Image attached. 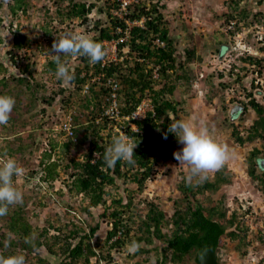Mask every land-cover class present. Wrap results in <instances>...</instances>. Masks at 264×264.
I'll use <instances>...</instances> for the list:
<instances>
[{"label":"rangeland","instance_id":"1","mask_svg":"<svg viewBox=\"0 0 264 264\" xmlns=\"http://www.w3.org/2000/svg\"><path fill=\"white\" fill-rule=\"evenodd\" d=\"M76 1L96 4L86 20L67 15L72 7L68 0H25L23 8L16 12L12 10L16 0H0V66L3 62L5 68L12 70L11 73L20 76L23 68L30 64L32 75L28 74L27 78L33 84L29 90L25 85H16L15 77L0 72V94L11 95L15 99L9 121L0 125V156L15 158L24 169L23 175L13 178L23 201L9 206V210L12 212L20 207L37 231L47 227L50 234L58 235L52 240L55 253L49 252L45 246L30 252L18 240L5 247L7 238H15V235L8 232V215L0 217V238L7 237L0 244V254L5 251L4 254L23 255L25 264H60L66 258L60 246L68 234L77 228H81L80 234H83L97 223L100 228L92 243L100 240L101 245L97 247H103L100 250L103 255L108 252L104 241L111 223L108 217L102 216L105 207H89L88 199L72 190L70 175L73 168L67 166L72 158H82L87 144L76 147L75 134L70 136L62 129L69 116H75L73 127L77 132H83L92 123L104 124L105 120L95 116L101 115L108 101L102 99L98 105L95 92L87 94L84 87L78 88L72 80L67 84L58 80L56 71L49 69L48 64L54 60L51 47L55 35L79 31L93 37L98 34L97 22L103 26L110 25L107 10L113 6V1ZM162 3L161 11L168 22L179 65L170 77V81L176 84L175 91L166 95L178 102L179 112L171 114V117L173 121L193 119L196 123L203 122L215 139L229 149L224 165L231 181L221 184L216 191L207 190L198 195V200L207 207L218 205L226 210L227 218L236 215V223L231 229H236L240 236L223 238L220 259L223 264H264V187L249 175L247 163L255 147L263 150L260 157L264 158V140L257 138L241 145L233 136L234 128L247 136L258 117L249 105L250 99L255 98L264 105V0H162ZM120 10L113 9L112 12L118 14ZM16 38L23 41V47H15ZM107 44L109 56L117 54L114 42ZM10 51L14 53L16 64ZM191 51L194 52L192 56L189 55ZM61 59L70 73L85 65L80 56L62 55ZM177 73L184 74L185 78L177 79ZM7 82L13 84L6 86ZM38 83L45 86L39 89L42 94L34 88ZM163 83L158 84V88ZM34 95L37 97L33 98ZM49 96L51 103L45 100ZM235 108L239 109L237 116L232 115ZM113 126L115 131L121 129L119 122ZM107 132L108 129L102 130L104 136ZM70 140L75 144L66 146ZM181 148L178 143L175 151ZM48 161L58 164V176L54 180L43 179L44 163ZM157 170L158 173L146 182L141 191L135 183L123 179H118V185L110 189L107 204L111 203V196L122 197L124 203L128 196L133 199V205L126 213V217H131L127 220L133 228L132 236L140 233L141 220L152 202L164 210L167 222L163 224V231L171 234L173 225L170 220L176 202L183 203V194L178 186L183 176L188 175L186 167L174 158L160 164ZM216 171L209 172L207 178L213 180ZM258 173H262L260 168ZM204 180H194L192 184L197 185ZM73 242L76 243L77 238ZM137 247L127 244L120 251L112 250L110 264L157 263L159 254L156 249L136 254ZM91 262L107 264L104 259L98 262L97 257H92ZM168 264L173 263L169 261ZM185 264L195 263L189 259Z\"/></svg>","mask_w":264,"mask_h":264},{"label":"trees","instance_id":"2","mask_svg":"<svg viewBox=\"0 0 264 264\" xmlns=\"http://www.w3.org/2000/svg\"><path fill=\"white\" fill-rule=\"evenodd\" d=\"M24 1L16 0V6L12 7L13 12L23 8ZM68 1L72 7L67 15L83 20L88 18V14L96 5L76 0ZM112 1L113 6L107 10L110 25L103 26L97 22L98 34H95L93 38L105 49L104 41L117 42L118 57L122 59L106 64H103L102 60L91 67L88 57L80 56L85 65L84 68L78 67L76 72L71 73L72 81L78 88L84 87L92 69L95 74L104 73L103 83L107 82L109 77L116 78L120 83L119 95L122 96L120 115L123 119L133 114L147 94L152 97L153 110L147 111L143 119L138 120L131 117L129 120L124 119L125 121L120 124V130L137 144L133 154L134 163L118 161L113 167L106 165L103 159L105 149L110 145L112 136L118 134L120 130H114L113 125H117V121L103 115V109L101 115L98 113L95 118H102L105 120L104 124L101 122L92 123L84 128L83 132L80 130L77 132L73 127L77 139L75 146L87 144V149L83 150L81 159L72 158L71 164L67 165L73 168L70 175L72 190L83 194L89 201V207L103 205L105 209L102 216L110 219L111 228L107 231L104 241V245L108 249L105 255H103V251H100L103 247H97L101 245L100 240L96 239L95 243H92V239L100 228L99 223L90 226L88 232L83 234H80L81 228L72 230L65 243L60 246L61 252L66 255L60 264H73L81 261L85 264H92V257H97L98 262L104 259L107 264H110L113 258L111 251H120L127 244L138 246L136 254L148 253L151 249H156L159 254L157 263L146 261L144 264H168L169 261L173 264H185L189 259L193 260L195 264H201L199 253L204 249L208 253L206 264H223L219 256L223 238L230 236L232 239H236L240 236L236 229H231L236 223V215L233 214L231 218H227L226 210H222L218 205L207 207L198 200V195L207 190L216 191L221 184L229 183L231 180L227 166L224 165L217 170L213 180L206 178L204 182L197 185L188 183L186 176H183L178 186L183 194V203L176 202V208L170 220L173 225L171 234L163 231V224L167 222L164 210L153 202L150 203L145 218L141 220L140 233L133 236L131 235L133 228L129 222L131 217H126L127 210L133 205L132 197L128 196L127 202L124 203L122 197L111 196V203L107 204L108 197L111 195L110 189L118 185V179L135 183L137 189L141 191L146 182L158 173L157 167L160 164L174 159L178 140L175 134L168 131V127L173 122L171 114L177 115L179 112L178 102L166 97L167 94L172 95L175 91L176 84L172 80L170 81V77L176 73L179 65L174 40L170 35L168 22L161 11L164 7V4H161L162 0H149V2L134 0L128 3L126 9L123 10H120L122 9V0ZM113 9L120 10V13L115 14L112 12ZM141 20H143L142 25L133 24V22ZM157 39L163 44H157L155 42ZM14 44L16 48L23 47V41L18 38L15 39ZM125 48H128L127 52ZM193 54L194 52H189L190 56ZM11 57L16 64L14 53L11 54ZM1 64L0 72L4 71L5 75L8 73L11 77H15L16 85H25L29 90L33 87L32 82L27 78L28 74L32 75L30 64L23 68L20 76L11 73L12 70L9 67L5 68L3 62ZM150 64L160 66V79H153V68L149 66ZM48 66L52 71H56L54 60L50 61ZM176 77L183 79L185 75L177 73ZM162 82H164L163 86L158 88V84ZM103 83L98 90L91 88L92 93L95 92L94 96L98 98V105H101L102 99L105 101L109 96L110 88ZM11 84L13 83L7 82L5 85ZM44 87L39 83L34 86L38 94H42V90L39 89H44ZM36 97L33 96V98ZM50 99H52L51 96L45 97L48 103L52 102ZM249 105L258 117L251 125L247 136L242 135L237 128H234L233 136L241 145L257 138L264 140V105L255 98L250 99ZM237 115L238 113L233 114V116ZM74 118L75 116H73V121ZM133 124L137 126V129L133 127ZM105 129H108V132L104 136L102 130ZM165 135H167L166 139ZM69 143L74 142L70 140L65 145L68 146ZM262 152L263 150L255 147L250 152L247 163L249 175L264 187V163H262L264 158L260 157ZM57 165L55 161L44 163V180H54L58 176ZM258 168L262 170V173H258ZM110 207L111 211H109ZM7 215L8 232L14 234L15 238H7L4 235L0 238V244L7 238L5 247L12 246L18 240L22 247L30 252L42 246H45L51 253L56 252L52 240L58 237L57 234H50L47 227L37 231L20 207L12 212L9 210ZM75 238H77L76 243L73 242ZM4 253L6 252H1L4 256L10 255ZM40 260L46 262L45 259L40 258Z\"/></svg>","mask_w":264,"mask_h":264},{"label":"clouds","instance_id":"3","mask_svg":"<svg viewBox=\"0 0 264 264\" xmlns=\"http://www.w3.org/2000/svg\"><path fill=\"white\" fill-rule=\"evenodd\" d=\"M51 51L56 64V78L69 83L73 76L61 56H86L90 63L101 62L107 55L104 46L93 37L79 31L55 35ZM15 106V99L11 95L0 94V125H5ZM168 131L175 134L182 148L174 152L178 164L184 165L188 175L186 180H204L209 172L222 168L228 159L227 145L217 141L203 123H196L193 119L173 121ZM167 138V135L164 137ZM137 144L123 132L114 134L110 145L105 149L104 161L108 167H113L118 161L134 163L133 154ZM24 174V169L13 157L0 156V217L6 216L9 206L22 203L23 195L14 185V177ZM207 250L199 253L201 264H206ZM0 264H25L23 255L0 254Z\"/></svg>","mask_w":264,"mask_h":264},{"label":"built area","instance_id":"4","mask_svg":"<svg viewBox=\"0 0 264 264\" xmlns=\"http://www.w3.org/2000/svg\"><path fill=\"white\" fill-rule=\"evenodd\" d=\"M123 4H122V9H126V5L130 2H132V0H122ZM133 24H138V25H142L143 24V20L141 21H136L133 22ZM108 42H114V50L115 52H117V42L115 41H104L105 45H106V53L107 55L105 56V58L103 59V64H106L107 62L110 61H119L122 58L118 57V53L114 54L112 56H109L108 53ZM157 44H163V42H161L159 39H157L155 41ZM93 66V65H91ZM152 67V77L153 79H160V71L159 65H153L150 66ZM90 77L87 81V83H85L84 85V92L89 94L92 93L91 88L93 87L95 90H98L99 85H101L102 82V78L104 76V73H98L95 74L93 72V69L91 70V72L89 73ZM104 85L108 86L110 88L109 91V96L107 97V101H108V105L106 108L103 109V115H107L110 118L115 119L117 122H119V124H121L123 121L129 120L131 117L134 119H143L146 115V112L149 110H153V101H152V97L150 95H146L143 97L142 101L140 102V104L138 105L137 109L133 112V114L131 116H127L123 119V117H121L120 115V95H119V89H120V83L119 81L114 78V77H109L107 79V82L103 83ZM98 88V89H97ZM133 127L135 129H137V126L135 124H133ZM62 129L64 131H67L68 134L70 136H72L74 134L73 131V116H69V118H67V120L62 124ZM119 131V129H118ZM120 132H123L122 130H120ZM124 133V132H123ZM97 155V154H96Z\"/></svg>","mask_w":264,"mask_h":264},{"label":"water","instance_id":"5","mask_svg":"<svg viewBox=\"0 0 264 264\" xmlns=\"http://www.w3.org/2000/svg\"><path fill=\"white\" fill-rule=\"evenodd\" d=\"M238 108H235L233 111H232V115L235 114V113H238ZM262 163H264V160H262Z\"/></svg>","mask_w":264,"mask_h":264}]
</instances>
